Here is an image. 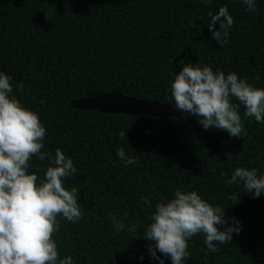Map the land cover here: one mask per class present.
I'll return each mask as SVG.
<instances>
[{
  "label": "trees",
  "instance_id": "obj_1",
  "mask_svg": "<svg viewBox=\"0 0 264 264\" xmlns=\"http://www.w3.org/2000/svg\"><path fill=\"white\" fill-rule=\"evenodd\" d=\"M256 4L252 13L240 0H0V72L12 76L13 93L46 127L41 151L54 157L60 148L77 168L64 184L78 188L84 215L75 223L57 218L61 258L72 255L74 264H159L143 238L159 199L152 194L170 199L180 188L220 205L230 224L232 217L242 224L232 242L217 244L207 258L204 235L192 237L184 264H264V194L254 198L242 184L225 183L237 167L264 175V123L244 120L243 105L238 111L247 135L241 138L205 130L185 113L135 115L71 105L111 91L174 105L171 83L187 63L208 64L226 75L234 71L264 88V0ZM222 6L234 18L224 47L207 26L208 11ZM20 82L23 93L16 88ZM121 130L127 138L121 139ZM121 145L137 163L125 166L116 151ZM48 166L47 159L33 157L29 172L43 178ZM144 196L151 206L140 204ZM125 213V230L117 233L109 214L124 219ZM133 223L140 225L134 234L139 239L128 232Z\"/></svg>",
  "mask_w": 264,
  "mask_h": 264
},
{
  "label": "clouds",
  "instance_id": "obj_2",
  "mask_svg": "<svg viewBox=\"0 0 264 264\" xmlns=\"http://www.w3.org/2000/svg\"><path fill=\"white\" fill-rule=\"evenodd\" d=\"M200 2L210 5L212 0ZM240 3L246 6V11L257 12L256 0ZM207 15L212 38L221 47L227 46L234 24L228 7L222 6L215 13L209 10ZM255 78L259 79V75ZM12 80L11 75L0 72V264H74L72 255L61 258L54 235L60 227L58 217L75 223L84 215L78 202V188L69 189L64 184L77 168L60 148L54 157L41 151L46 127L39 114L24 106L13 93ZM16 88L21 93L25 91L22 82ZM171 94L176 109L197 117L205 130L215 128L226 131L230 137H245V125L238 111L241 105L246 109L244 120L254 117L264 123V88L255 87L247 77L241 78L234 71L226 75L208 64L187 63L171 83ZM119 136L127 138V132L121 130ZM116 151L125 166L137 163L136 157L128 155L122 145ZM33 157L49 161L43 178L29 172ZM225 183L242 184L254 198L264 194V175H258L255 167L235 168ZM157 197L143 238L151 242L147 245L150 257L159 264H164V258H170L172 264H184L189 258V240L194 236L204 235L207 258L209 252L219 250L217 244L232 242L233 233L238 235L241 231L242 224L236 217L231 218L230 224L220 205L213 206L195 190L177 188L170 199L152 194V200ZM230 199L239 201L236 195ZM152 200L144 196L140 204L151 206ZM127 218V213L124 219L109 214L117 233L125 230ZM138 227V223L128 227L134 239L141 237L134 235Z\"/></svg>",
  "mask_w": 264,
  "mask_h": 264
},
{
  "label": "water",
  "instance_id": "obj_3",
  "mask_svg": "<svg viewBox=\"0 0 264 264\" xmlns=\"http://www.w3.org/2000/svg\"><path fill=\"white\" fill-rule=\"evenodd\" d=\"M71 105L78 109H96L102 112L148 114L151 116H173L183 112L174 105L157 100L131 97L120 91L103 92L96 95L75 99Z\"/></svg>",
  "mask_w": 264,
  "mask_h": 264
}]
</instances>
